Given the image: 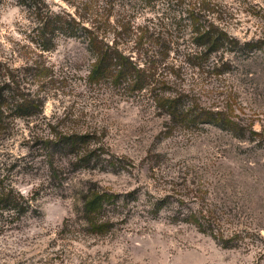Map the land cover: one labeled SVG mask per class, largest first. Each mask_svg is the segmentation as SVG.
<instances>
[{
  "label": "rangeland",
  "instance_id": "obj_1",
  "mask_svg": "<svg viewBox=\"0 0 264 264\" xmlns=\"http://www.w3.org/2000/svg\"><path fill=\"white\" fill-rule=\"evenodd\" d=\"M227 1L241 47L205 61L190 54L200 0H0L4 78L39 106L3 121L2 173L35 210L0 234V264H264V0ZM37 5L98 25L149 77L92 76L83 30L42 46ZM65 134L74 146L47 142ZM92 189L117 195L96 228Z\"/></svg>",
  "mask_w": 264,
  "mask_h": 264
},
{
  "label": "trees",
  "instance_id": "obj_2",
  "mask_svg": "<svg viewBox=\"0 0 264 264\" xmlns=\"http://www.w3.org/2000/svg\"><path fill=\"white\" fill-rule=\"evenodd\" d=\"M199 3L200 10L198 13L200 15L198 20L195 21L191 17L192 39L194 40V44H196V48L192 49V53L190 54L196 59L206 61L212 58V53L218 54L221 52L225 55L226 52L234 51L238 47H241L239 46L240 40L230 31L231 21L235 18L237 12L234 2L227 0H200ZM43 6L42 8L39 5L35 6L40 22L39 31L42 38V46L46 47L52 43L50 37L44 35L48 30V34H52V36H54L55 30L65 33L69 30L75 35H78L81 32L80 30H83L89 33V45L97 54L96 63L91 72L92 76H97L104 70L107 76L114 77L113 79L118 81L120 78L121 81H127L132 86H138L141 83L143 79L142 75L149 77L148 71L150 72L151 69L142 68L131 56L120 53L114 44L105 42V47L102 45L104 42L102 43V40H99L98 36L93 34L94 30L98 29V25L93 24L90 28L84 25L81 26L74 17L70 20L52 11L48 6ZM192 15H194V12ZM250 45V41H246L243 48L247 49ZM214 58L215 61L213 60L211 64L214 68L222 65L223 62L219 63L217 55ZM158 61L150 60V64H154L156 68V64L160 62ZM8 68L7 64L0 59V136L8 133V129L4 127L3 121L8 117L9 110H12L14 114L19 112H21L20 114H27L31 112L28 111L31 110L29 107H39L38 104H34L35 99L31 98L34 97L33 94L22 90L20 85H17L18 81L16 79L12 77V79L6 80L4 78L7 75L6 71L10 73ZM155 74L156 72L151 73L150 76ZM12 83H15V85L13 86ZM173 103H175V100L164 101V105L166 104L169 108L175 106ZM231 106L232 104L229 103L228 107L231 108ZM219 120L222 124L228 126L230 123H233V121H227L222 118ZM48 141L52 142V145L64 144L63 146L65 147H71L76 144L74 142V135L67 134L59 136L56 140L49 139ZM3 164H5V161L0 162V234L12 227L26 213L35 210L32 200L17 190L12 183L8 182L7 176L2 173L6 169L1 166ZM83 202V211L86 214V219L92 227L96 228L102 212L110 205L115 206L117 204V195L105 190L92 189L83 194ZM102 225L103 223L100 221V226Z\"/></svg>",
  "mask_w": 264,
  "mask_h": 264
}]
</instances>
